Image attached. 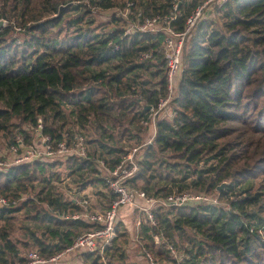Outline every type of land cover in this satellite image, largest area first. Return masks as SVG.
Returning a JSON list of instances; mask_svg holds the SVG:
<instances>
[{"label":"trees","instance_id":"1","mask_svg":"<svg viewBox=\"0 0 264 264\" xmlns=\"http://www.w3.org/2000/svg\"><path fill=\"white\" fill-rule=\"evenodd\" d=\"M204 1L181 0L170 26L182 31ZM127 2L144 16L168 15L173 6V0H0V137L8 146L18 133L29 140L23 125L41 117L54 139L83 133L88 152L0 168V196L15 202L0 207V264H24L22 250L48 259L96 227L71 218L84 211L79 199H94L101 210L109 206L116 195L106 172L126 147L141 143L145 107L167 95L162 31L125 33L116 15L112 27L95 25V10L123 9ZM184 42L173 114L158 117L151 142L136 153L137 173L125 183L154 197L214 192L227 205L155 210L162 245L181 255L158 250L161 261L264 264V0H226L203 11ZM64 183L97 189L67 199ZM23 210L52 238L34 230L29 241L15 237L13 221ZM123 217L121 210L117 234L102 254L80 252L83 264H125ZM139 228L150 249L151 226L144 221Z\"/></svg>","mask_w":264,"mask_h":264},{"label":"built area","instance_id":"2","mask_svg":"<svg viewBox=\"0 0 264 264\" xmlns=\"http://www.w3.org/2000/svg\"><path fill=\"white\" fill-rule=\"evenodd\" d=\"M181 0H173L172 10L168 15L144 16L140 11H132V2H127L125 8L118 10L116 16L125 22V33L162 31L164 33L163 50L165 60V75L167 95L160 98L155 107H150L145 117L140 120V124L149 132L147 138L140 145L127 150V154L110 170L106 172L105 181L108 189L116 195L109 206L103 210H91L85 205L88 201H79V205L84 209L82 213L71 216L72 219H84L93 224V230L77 236L71 246L61 252L46 259L35 251L31 252L24 264H79V261L72 259V256L80 252L102 254L103 249L115 237V225L119 212L123 207L136 210L143 214L145 221L155 225V210L169 206L182 205H216L215 199L205 193L194 192L191 189L182 191L173 190L165 197L148 196L143 190L129 187L125 181L133 177L138 170L136 153L139 148L150 143L156 133V122L160 115L171 116L170 102L175 96L176 85L182 73V48L186 36L202 17L204 5L214 1L206 0L199 5L186 19L185 27L182 31L174 30L170 24L175 17ZM224 3L226 0H219ZM115 45L114 49H118ZM146 57V56H145ZM33 134L25 139L22 133L15 135L13 141L8 146L9 156L7 160L0 158V168H7L23 162H50L65 160L70 156L86 157L87 143L83 133L72 131L65 133L60 139H54L50 134L44 132V122L41 117L37 118L35 125L31 127ZM104 166V161L99 162ZM15 205L4 196H0V207ZM140 223L137 222V225ZM144 255L151 261L148 251Z\"/></svg>","mask_w":264,"mask_h":264},{"label":"rangeland","instance_id":"3","mask_svg":"<svg viewBox=\"0 0 264 264\" xmlns=\"http://www.w3.org/2000/svg\"><path fill=\"white\" fill-rule=\"evenodd\" d=\"M206 2V0L203 2V4ZM220 4L219 0H214L211 1L207 4L204 5V10L207 9H212L215 5ZM118 10H121L120 7L118 8H111L108 10H101V11H96L94 12V19H95V25H99L102 27H105L106 29L109 27L113 26V23L111 22L112 20V16L116 15ZM117 17V16H116ZM203 17V15H202ZM201 17V18H202ZM5 24V23H4ZM185 43V42H184ZM184 46V44H183ZM72 126H70L71 128ZM23 129L28 131V136L33 134V129L31 127H28L27 125H23L22 127ZM76 128V127H75ZM148 138V137H147ZM146 138V139H147ZM144 139V138H143ZM8 148V143L6 141V139H3L0 137V158H2L3 160H7L9 156V152L7 151ZM132 147H126V149H130ZM48 162V161H46ZM71 187L66 186V183L61 184V191L63 192L64 196L69 199L72 198L74 196H88V195H92L93 193L92 191L96 190L97 188H95V186L90 185L88 188L82 190V191H77L76 189H74L75 187L70 185ZM192 190V189H191ZM74 191H77L76 193H74ZM195 192V191H194ZM29 194V193H28ZM208 196H210L213 199H217V193L211 192L210 194H207ZM24 196H28L27 194H25ZM95 198V197H94ZM85 199H79V201H82ZM88 202L85 204L88 209L91 210H95V209H99L96 206V203L94 202V199H90V201L88 200V198L86 199ZM218 206H224L227 207V205L225 204V202L223 201H218L216 200ZM127 207H123L122 210V214H123V219L121 221H119V225L118 228L120 230V232H124L125 233V239H126V247H125V253H124V261L125 264H169L167 263V260H163L161 261V259L159 257H157L155 255V253L158 250H163L165 251L166 255H169L171 257H175L178 260L180 259L181 255L180 252L173 246H169L171 244H169L168 246L164 247L162 245V242L164 241H160V237L158 236V229L157 226H153L151 224H149L151 226V230L152 232V240L153 243L152 245H150V249L148 248H144V241L141 240V237L139 235L140 233V228L139 225H137V222H141V224L145 221V217L143 216L142 213L136 211V210H127ZM67 218V216L65 217ZM147 222V221H145ZM12 230L14 233V236L26 241H29V236L30 234H28V232H31L32 230H34L36 232V235H38L39 237H44V238H52V235L47 232V231H43V228L38 226L36 223H33L29 218L26 217V213L23 210L22 212L19 213V216H17L16 220L13 221V226H12ZM157 232L155 233L154 232ZM41 232H44V235H42ZM116 231H115V236H116ZM151 244V242H149ZM152 248V249H151ZM144 251H148L150 253V256L152 258V260L150 261L145 255H143ZM33 252V251H26V250H22L23 255L28 258L29 254ZM80 253H76L72 256V259L79 261V264H83L82 260L80 259ZM114 263L113 264H117L116 260H113Z\"/></svg>","mask_w":264,"mask_h":264},{"label":"water","instance_id":"4","mask_svg":"<svg viewBox=\"0 0 264 264\" xmlns=\"http://www.w3.org/2000/svg\"><path fill=\"white\" fill-rule=\"evenodd\" d=\"M180 2H179V5H180ZM3 24H4V21L3 20H0V27L3 26ZM145 109L146 110L150 109V106H146ZM226 183L227 182H222L219 186H217L216 190L218 192H221L223 190L224 186L226 185Z\"/></svg>","mask_w":264,"mask_h":264},{"label":"crops","instance_id":"5","mask_svg":"<svg viewBox=\"0 0 264 264\" xmlns=\"http://www.w3.org/2000/svg\"><path fill=\"white\" fill-rule=\"evenodd\" d=\"M144 132H145V133H143V137H144V139H142L141 143H143V142L146 140L147 137L149 138V132L147 131V129H145ZM141 143H140V144H141ZM140 144H139V145H140ZM135 146H137V145H135ZM100 210H101V209H100Z\"/></svg>","mask_w":264,"mask_h":264}]
</instances>
